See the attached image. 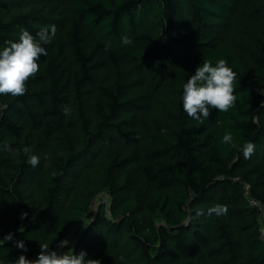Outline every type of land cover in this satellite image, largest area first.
<instances>
[{
    "label": "trees",
    "instance_id": "16d2710c",
    "mask_svg": "<svg viewBox=\"0 0 264 264\" xmlns=\"http://www.w3.org/2000/svg\"><path fill=\"white\" fill-rule=\"evenodd\" d=\"M234 1L0 0V51L22 29L35 37L56 27L25 94H0V148L20 152L0 150V240L13 234L0 245L4 264L37 257L40 243L53 250L72 230L67 247L100 264H264V212L249 201L264 205V185L245 187L264 170H242L264 160V46L224 41ZM262 10L264 0L252 13ZM220 59L238 74L237 100L201 123L183 110V86L204 61ZM170 90L173 142L157 152L173 155L161 169H142L155 182L142 190L128 178L129 157L116 168L108 153L119 146L143 155L146 144L163 141L144 139L141 125ZM226 132L255 145L250 158L222 142ZM23 147L39 166L27 163ZM98 189L109 193L111 215L104 203L93 208ZM217 204L228 206L226 215L208 214Z\"/></svg>",
    "mask_w": 264,
    "mask_h": 264
},
{
    "label": "clouds",
    "instance_id": "9594fccd",
    "mask_svg": "<svg viewBox=\"0 0 264 264\" xmlns=\"http://www.w3.org/2000/svg\"><path fill=\"white\" fill-rule=\"evenodd\" d=\"M55 34V25L51 26L50 32L47 28H41L36 32L35 37L26 29H22L18 41L5 42L3 50L0 51V94H10L14 97L25 94L26 82L40 70L38 63L40 57L47 56L46 48L42 45L50 44ZM121 42L125 45L132 43L131 39L126 36L121 37ZM237 77V72L229 67L224 59L218 60L215 66L210 61H204L183 86L182 107L184 112L190 118L201 123L204 119H208L211 109L228 112L234 107L237 100L234 95V85L238 82ZM222 142L237 148L243 153L245 159L250 158L255 151V145L250 141L245 142L242 146L234 143L231 132L224 134ZM0 150L11 152L14 155L20 154L7 143L3 144ZM31 151L29 147L22 149L27 163L32 167H37L40 164V157L31 154ZM227 212L228 206L220 204L214 205L208 210L209 215L217 216L226 215ZM27 215V213H22L21 219L26 218ZM11 240H13V234L8 233L3 240H0V245ZM68 244V240H63L57 247L64 248ZM16 247L24 252L28 250L23 241H17ZM86 257L87 252L83 250L74 254L73 249L70 248L61 254L52 250L48 243H40V252L36 260H29L25 255H20L14 264H100L99 260L86 259Z\"/></svg>",
    "mask_w": 264,
    "mask_h": 264
},
{
    "label": "rangeland",
    "instance_id": "374dc122",
    "mask_svg": "<svg viewBox=\"0 0 264 264\" xmlns=\"http://www.w3.org/2000/svg\"><path fill=\"white\" fill-rule=\"evenodd\" d=\"M261 0H235L234 8L235 15L230 14L226 19L225 26L221 32L224 41H228L239 48L246 46L262 47L264 46V11L262 10L258 16L252 13L254 7L260 5ZM169 89H172L170 87ZM174 91H168V100L159 102L156 106V113H147L142 119L141 134L144 139L158 136L163 141H156V145L152 148L146 144L143 155L137 153L127 152L119 146H114L108 153V157L116 164V168H122L125 165L124 158L129 157L128 163H133L127 169L128 178L135 184V186L142 190L148 189L150 183H155L150 178L144 176L142 169L144 167L152 168L153 170L161 169L164 166L163 160L165 155H173L172 152L158 153L159 147H163L165 143H172L174 135V122L175 115L173 102ZM260 159V158H259ZM250 166V167H249ZM249 166L242 167V170L252 168L254 166L256 174L264 170V160H253ZM261 174V173H260ZM256 175L251 174V179H255ZM238 178V177H237ZM247 192H256L264 185V177L261 178L259 183L252 185L251 181L245 183ZM111 201L109 193L105 189H98L96 191L95 203L93 208L96 209L98 203H104L109 206ZM109 214V213H108ZM110 215V214H109ZM158 224L162 223V219L157 220ZM75 230L69 233V237L73 238Z\"/></svg>",
    "mask_w": 264,
    "mask_h": 264
},
{
    "label": "built area",
    "instance_id": "2783aa9c",
    "mask_svg": "<svg viewBox=\"0 0 264 264\" xmlns=\"http://www.w3.org/2000/svg\"><path fill=\"white\" fill-rule=\"evenodd\" d=\"M249 201H250V205L251 206L258 208L262 213L264 212V205L262 204V202L260 200L254 198V197H251V198H249ZM108 207L109 206L106 207L107 208V212L111 215V213H110L111 211H110V209ZM261 236L264 239V228H262V234H261ZM65 240H68L69 241V244L72 243V238H70V237L66 238ZM59 244L60 243L56 244L55 247H54V249H53V250L57 251L58 253H61L62 254V253L67 252L70 249L68 247L58 248L57 246ZM36 259H37V257H32L29 260H36ZM0 264H4V261H3L2 257H1V255H0Z\"/></svg>",
    "mask_w": 264,
    "mask_h": 264
}]
</instances>
